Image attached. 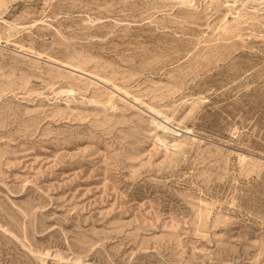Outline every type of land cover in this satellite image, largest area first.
Here are the masks:
<instances>
[{
	"label": "rangeland",
	"instance_id": "1",
	"mask_svg": "<svg viewBox=\"0 0 264 264\" xmlns=\"http://www.w3.org/2000/svg\"><path fill=\"white\" fill-rule=\"evenodd\" d=\"M0 264H264V0H0Z\"/></svg>",
	"mask_w": 264,
	"mask_h": 264
},
{
	"label": "bare ground",
	"instance_id": "2",
	"mask_svg": "<svg viewBox=\"0 0 264 264\" xmlns=\"http://www.w3.org/2000/svg\"><path fill=\"white\" fill-rule=\"evenodd\" d=\"M163 118H164V120L161 122V124L158 126V128H160V130L163 132L173 134L174 136H178L180 131L178 128H174L175 126H173V125H175V124H171L172 121H170L168 118H166V117H163ZM186 132L190 133V130H188Z\"/></svg>",
	"mask_w": 264,
	"mask_h": 264
}]
</instances>
